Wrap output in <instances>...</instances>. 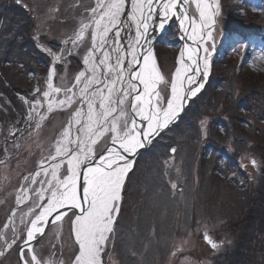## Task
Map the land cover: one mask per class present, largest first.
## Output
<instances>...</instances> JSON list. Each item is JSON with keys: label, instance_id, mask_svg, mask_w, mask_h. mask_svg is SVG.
<instances>
[{"label": "snow or ice", "instance_id": "snow-or-ice-1", "mask_svg": "<svg viewBox=\"0 0 264 264\" xmlns=\"http://www.w3.org/2000/svg\"><path fill=\"white\" fill-rule=\"evenodd\" d=\"M194 2L199 12V22L192 17L191 32L185 28L194 46H185L180 53V67L170 81V98L166 104L160 85L168 82L159 70L152 48L145 51L141 43L148 38L156 0H131V13L127 21L122 20L127 0H96L95 6L88 9L91 20L82 22L79 30L70 38L75 48L91 29V46L83 57L85 67L76 74L70 87H59L53 83L56 62L65 58L63 49L60 53L44 49L53 58L47 74L46 90L42 93L46 109L43 113L37 111L38 108H45V103L36 99L28 119H33L32 113L39 117L35 125L38 130L47 114L53 110L72 109V112L53 150L39 162L45 176L40 187H22L21 194L16 197L18 204L31 199L30 192L36 197L33 207L26 213L33 218L29 220L23 245L20 246L21 264H57L52 258L42 262L30 242L37 234L42 236L49 223L62 226L65 217L71 222L74 243L77 245L72 264H107L106 256L110 260L109 249L114 247L115 225L120 214L125 179L135 163L129 156H135L138 149L151 145L152 139L159 136L183 110L186 95L183 77L192 70V66H195V74L188 77L189 85L195 83L196 75L206 79L211 71L210 58L215 51L213 31L216 16L220 13V0H215L214 5H209L207 0ZM188 3L189 0H159L164 19L157 27L163 31L167 21L177 17L184 28L185 21L190 19L186 9ZM178 7L182 11L178 12ZM128 22L135 25V36L125 47L120 43V37ZM209 41H212L210 46ZM68 43V40L64 41V44ZM67 55H71V52ZM185 55L191 61V66L184 63ZM137 65H140L138 70ZM203 87L204 83L201 82L196 88L189 89L187 94L195 96ZM35 91L41 90L37 86ZM61 93L63 98L58 99ZM73 105L77 106L73 108ZM143 122H146V126ZM74 126L76 131L73 135ZM201 126L206 136V121H201ZM97 145H100L99 154ZM171 152L175 153L176 149L172 148ZM46 161L49 162L48 168H44ZM250 163L253 167L257 166L255 158ZM61 169L64 170L63 176L60 175ZM40 174L38 171L32 175L36 177ZM24 179L28 181V177ZM29 183L36 184L35 178ZM172 187L176 188V184L173 183ZM14 216L15 212L12 213ZM8 223L13 224L15 235L14 221L10 218ZM4 227L7 228L8 224ZM17 238L10 242L4 240L5 249L12 248ZM204 238L213 249L219 247L207 233ZM25 247L29 253L27 258ZM3 255L4 251H0V256ZM58 264H64L63 260Z\"/></svg>", "mask_w": 264, "mask_h": 264}, {"label": "rangeland", "instance_id": "rangeland-1", "mask_svg": "<svg viewBox=\"0 0 264 264\" xmlns=\"http://www.w3.org/2000/svg\"><path fill=\"white\" fill-rule=\"evenodd\" d=\"M21 1L22 3H24V5H26L25 10L29 13V16L32 20L33 29L30 34L22 35V40H20L19 43L24 42L23 44H21L23 48H21V51H15L16 54H21L22 52V55H18V57L19 60L23 59L24 63L19 62L18 64L15 63L14 65H11L7 71V75L11 76L12 74L15 75L21 73L23 75L25 74L26 78L30 75L29 78L33 83L32 85H28L27 87L24 86L22 80L17 82L12 81V83L9 85L5 83L1 85L0 83V101L3 100L5 102V105H1L0 108L4 107L6 109L4 113H2V109H0V134L3 131L2 123L7 118V115L11 117L14 115L21 116L24 112H27L26 115L29 116L30 108L36 99H41L42 103H45V108H38L37 111L41 113L45 111L46 102L43 100L42 93L44 90H46L47 74L53 63V58L44 49H51L53 53H60L63 49L65 58L59 62H56V76L53 78V83L55 86L59 87H70L74 82V77L76 76V74L84 69L85 66L83 64V57L87 53L88 48L91 46V29H89V32L88 34H86L85 39L82 42H79L78 46L75 48L72 46L70 38L73 37L79 30L82 22L88 23L91 20V14L88 9L95 6L96 0ZM214 2L215 0H207V3L209 5H214ZM188 4L189 12L191 13L192 17H195L198 23L199 12L197 10L196 3L194 2V0H189ZM253 4L254 6L252 7L251 12H257V16H261L263 14L264 8H262V6H260V4L256 1H254ZM221 8L223 9V2L221 3ZM130 13L131 0H127L125 14L122 17V20L127 21ZM220 23L221 18L219 13V15L216 16V24L214 25L215 30L213 31L215 51L212 53L210 59L217 58V60H219L222 56L226 55L234 58L237 57L239 58L238 62L234 60V63L232 65L236 66L237 63V66L241 65V73L243 77L248 80V83L250 85L257 84L258 81H263L260 79L264 75V42H260V48L256 49L255 51L252 50L255 39L253 41V44L252 42H244L242 43L243 46L241 50L233 52V48L237 46V44H235L234 42H231L230 45L226 44L227 37L226 34L221 30L219 26ZM170 27L171 34H174V46H176L177 48L179 47L180 49L181 41L179 40L178 22L174 17L170 20L167 32L170 30ZM173 30L175 31V33L172 32ZM134 36L135 25L131 22H128L127 26L121 31L120 43L126 47L129 42L134 39ZM66 40L69 41L68 44H64V41ZM211 43L212 41H209L208 46H210ZM171 48V50L174 49V47ZM69 51L71 52V55H67ZM114 55L115 54H113V56ZM35 58L37 61V64L35 65H38V67L34 66L33 63H28L29 59ZM171 64V59H169L167 61V65L169 66ZM21 65H23V67H21ZM15 67H17V70H15ZM5 68L7 69L6 66ZM30 68L36 69H31L30 72H27ZM173 72H169L168 76L163 74L165 81L168 83L160 85L161 94L165 98V104L167 99L170 98V81L174 78L176 70ZM37 74L40 76H38ZM37 78H39L38 87L41 91L33 94L32 89ZM27 82H30L29 79H27ZM201 82H206V79L203 76L201 77L200 83ZM11 87L15 90H12ZM199 92L197 93V95L199 94ZM57 98H63V93H61ZM25 101H28V103H25ZM21 102L26 106V111L24 110L25 108L19 107L18 103ZM76 106L77 105H73V108H75ZM71 112L72 109L53 110L51 113L47 114V118L42 122V126L38 130L33 125V127L35 128V130L33 131V136L28 138L24 147V153L20 158L21 160L16 161L14 164L11 163L1 170L0 237L2 238H0V251H4V255L0 256V264H17V248L26 234L29 220L33 218L27 216L26 213H28L29 209L33 207L34 203L32 205L29 204L27 207H24L25 210H21L23 212L15 214V235L13 232V226L10 227V225L8 224L9 215H11V218H13V212L10 211L11 207H13L15 203L18 204L16 197L21 194L20 190L22 187L28 188V183L33 177L32 173L30 174L32 170L30 160L33 159V161H35L33 167H36V169H38H35V172L39 171L41 173L40 176H36L35 178L39 179V181L44 180L45 176L39 166V162L48 157L49 153L52 151V147L54 146V143L57 139L55 138L56 132H59L60 134L61 131H59L58 128L60 127V125L62 128L65 127L66 123L69 120ZM222 113L223 111H219L215 114L222 115ZM245 113L247 114V110L246 112H244V114ZM32 115V120L37 123L39 117L36 116L35 113H32ZM210 115L205 119L204 114H200L198 116L196 121H194L191 126V130L194 134L188 133L187 131L185 132L186 137L191 139L190 142H187L188 151L190 150V154L187 153V157H185L186 160L188 159L190 173H188L186 169H182L179 165L185 160L181 158L180 161V157L178 158L179 153L177 152L176 156L172 158H176V160H171L169 158L172 162L168 161V163L166 164L167 168L170 171V175L168 174V181L170 184V186H168L169 193H166L167 191L165 190V193L156 190L153 196L154 201L150 200L148 208L143 209L144 212H142L141 214L139 213V216L137 218L135 217L137 212H133L135 211V209H132V207L136 206L137 200L132 203V207L129 204V201H126L127 203H124L122 200L121 202L120 210L122 212L117 217L115 227H117V224H120V222H125V219L133 223L127 224L125 222L124 226L120 224L124 230L131 226L139 225L147 219L148 222L154 219V221H156L154 227L156 228L159 226V228L161 227L163 229V233L162 231L160 232V234H163V236L160 237V240L158 241L159 243L156 241L152 248L153 250L150 249L147 253H144V251L148 247L140 246L141 250L138 251L139 258H137V256L135 257V261L138 262L133 261L134 263H132L131 259H128L123 252V246L118 242V240L121 239V236L115 234L114 247L109 249L111 258L109 260L107 256L105 257L107 264H215L220 260H222L221 264H240L238 260H240L242 254L241 243H246L244 238L248 234L251 235V230L253 229V224L249 225L248 222L249 220H251L252 215H240L241 218L235 217L236 219H234L232 227H227L226 224L225 226H223L224 223L221 222V220L224 221L222 218L226 215L232 216L231 212H244L245 203L243 201L245 200L240 196L239 192L241 190H244L247 193V191L249 190V186H247L248 181L243 177L240 178L239 181H229L227 177H223V175L216 172L215 177L212 178V185L214 186V184H216L217 188L215 189L213 186H210V190H208L209 196L207 197V194L205 192H202L200 196L198 195L194 186L195 180L193 182L192 179L193 175L196 177L197 173V169H195V166L192 163L194 161H198V157H200V159L204 161V158H201L203 151L198 150V147L200 150L202 149L203 143L205 142L204 138L201 136V133L204 134V130L201 126V121H207ZM47 125V131H53L51 137H48L46 134V130H44L46 129L45 127ZM175 125L176 124L167 129L170 132L171 136H175ZM226 127L227 126H225L224 128ZM54 129L56 130V132H54ZM207 129L208 128H206V130ZM75 131L76 129L74 126L72 128L73 135L75 134ZM224 132L227 133L228 131ZM35 134L37 135L34 136ZM232 137L235 136L232 135ZM51 138H55V141L53 140L54 142L52 141V143L49 144ZM236 146H238L237 142H235V144H228L227 149L235 150ZM251 147L252 151L249 150L251 149ZM17 148H19V146ZM99 151L100 145H97V152ZM237 151L241 155L240 159L245 162L250 159V156L252 152L255 151V149L253 144H249V141L246 140L245 143L239 146ZM46 152H48L47 156L43 158ZM200 153L201 156H199ZM212 154L213 152L211 151L205 153V156H208L206 157L207 161L214 160ZM189 156H193L194 160L192 158H189ZM46 163L47 161L45 162V164ZM15 167L17 168L21 178L19 183H17L14 187H11V180L14 176L13 172L15 170ZM48 167L49 166H45L44 168ZM60 175H64L63 169H61ZM25 177H28V181H25ZM183 178H186V181H184ZM173 183L176 184V188L172 187ZM141 184H144V182H142ZM36 188L37 187L35 186L33 187V189ZM135 188L138 191L141 190V186H136ZM171 188L175 189V191H171ZM160 194H163V196H161ZM147 195L149 196L151 194L148 193ZM32 198L35 202L36 197L33 196ZM234 200L236 201L233 202ZM25 202L26 201H22L21 203L24 204ZM153 202L157 204L155 209H153L151 206ZM166 206L167 208L164 212V214H166V217H163V219L161 220V222H163L161 223L157 219V216L158 214L163 213V208H165ZM252 208L254 215H257V213H259V210L261 209L256 205H253ZM37 211H39V209H37ZM209 213H211V216L215 217L214 221L217 222H210L208 216ZM222 214H224L223 217L221 216ZM70 215L71 214H69V216ZM162 216H160L159 218L161 219ZM131 217L133 221L131 220ZM242 218H244V221L237 220ZM22 220L24 221L23 223L21 222ZM5 224H8L7 228L4 227ZM154 227L152 229L153 232L155 231ZM204 230L217 235V237H215L217 242L219 243V247L215 250L208 248L207 245H205L201 241L200 235L203 234ZM149 231L150 229H148L146 233L148 234ZM255 237H258L259 240L257 243H260L261 248L264 249V230H260L254 233L249 243L255 244ZM13 238H17V243L10 249H5V247L3 248V240H8L10 242ZM155 238H157V230ZM32 246L36 255L41 259L42 262L48 261L50 258H52L57 261V264L60 260H63L64 264H72L73 255L77 249V245L74 243L72 226L68 217L64 218L62 226H52L49 229L48 233L45 234L39 242L33 243ZM121 246L122 253L119 250L121 249ZM237 251L240 254H238ZM24 252L27 258L29 256L28 250L25 249ZM173 253H175V255ZM257 262L259 264H264V254H262L257 259ZM250 263L251 262L247 264Z\"/></svg>", "mask_w": 264, "mask_h": 264}, {"label": "trees", "instance_id": "trees-1", "mask_svg": "<svg viewBox=\"0 0 264 264\" xmlns=\"http://www.w3.org/2000/svg\"><path fill=\"white\" fill-rule=\"evenodd\" d=\"M226 7V17L225 18V27L229 28L230 30H234L232 27L241 26L242 29L245 28H252V24H255L257 26H260L262 22H264V16H253L249 17V19L246 20V17L239 16L238 14H235L234 6H233V0H224L223 1ZM33 27L32 20L29 16V13L20 5H18L15 0H0V69H2L3 74L7 78L10 83L12 81H23L26 79L25 74H12L11 76L7 75V71L10 68L11 65H14L15 63L18 64L19 62H23L22 60H19L18 55H22L20 53H15L16 50H20L23 48L21 44L24 42H20L22 40V35L27 34V31L31 30ZM25 46V45H24ZM171 51V48H170ZM170 51L163 50V56H169L170 57ZM170 52V53H169ZM34 54V53H33ZM37 58V57H36ZM35 59H29L28 63L36 62ZM172 58V62H173ZM32 61V62H31ZM24 63V62H23ZM26 65V64H24ZM7 67V69L5 68ZM29 72V71H27ZM231 75H234V72L231 73ZM29 78V77H27ZM234 78H236V75H234ZM24 86L27 87L29 84L27 80H24ZM0 83L3 85L5 82L0 77ZM261 89V85L256 84L250 88V90L255 89ZM263 99L260 100L261 108L256 110V113L254 114V117L251 118L247 122L246 129H241L239 132V135H241L244 139V142H246V139L251 142L254 146L255 151L257 150V145L264 144V130L261 128L263 126H260V118H263L264 116V93H261ZM217 108V105L214 103L210 104V110L214 112ZM231 122L235 120L236 117H231L229 115ZM258 121V122H257ZM243 131V134L241 132ZM213 135H210L205 141H214ZM250 137V138H249ZM252 148V147H251ZM253 214V213H252ZM240 215H245V213H240L239 211L233 212L231 215H226L223 218H227L228 224L232 225L234 219L241 218ZM224 216V214H223ZM242 216V217H243ZM237 220H243L237 219ZM249 225L253 224L255 226L258 225L259 228L262 230L264 226V208L262 211L257 213V215H253L251 220L248 221ZM253 226V227H254Z\"/></svg>", "mask_w": 264, "mask_h": 264}, {"label": "bare ground", "instance_id": "bare-ground-1", "mask_svg": "<svg viewBox=\"0 0 264 264\" xmlns=\"http://www.w3.org/2000/svg\"><path fill=\"white\" fill-rule=\"evenodd\" d=\"M160 23V22H159ZM158 23V24H159ZM180 27H181V25H180ZM191 27H192V24H191V19H189L188 21H185V27L184 28H182L181 27V29L185 32V28H187L188 29V32L190 33L191 32ZM185 35H186V33H185ZM149 37V36H148ZM187 37H188V35H187ZM188 42L186 43V45L185 46H189V47H192V46H194L193 44H191L190 43V41H192V40H187ZM193 43V42H192ZM147 45V44H146ZM184 49H185V47H184ZM183 49V50H184ZM184 61H186V65H190L191 66V61H189L188 59H187V55H185V60ZM201 66H202V62H201ZM195 74V66H192V70L191 71H188L185 75H184V77H183V79H184V88H185V91L186 90H189V89H194V88H196L198 85H196L195 83H192L191 85H189L188 83H187V80H188V77H190V76H193ZM197 77H198V75H196V79H197ZM196 82V81H195ZM82 188V187H81Z\"/></svg>", "mask_w": 264, "mask_h": 264}, {"label": "water", "instance_id": "water-1", "mask_svg": "<svg viewBox=\"0 0 264 264\" xmlns=\"http://www.w3.org/2000/svg\"><path fill=\"white\" fill-rule=\"evenodd\" d=\"M157 12H159V6L157 8ZM157 19H158V17L155 16L154 19L151 21V26H150L149 32H148V36L149 37L147 38L146 41H142V44H143V47H144L143 50H145V51L147 50L146 47L147 48H149V47L153 48L154 40H155L156 35H157V33H156L155 29H154ZM136 67H137V69H139L140 65H137ZM143 123L146 124V122H143ZM138 150H137V152H138ZM129 157L132 158L133 156L130 155Z\"/></svg>", "mask_w": 264, "mask_h": 264}]
</instances>
